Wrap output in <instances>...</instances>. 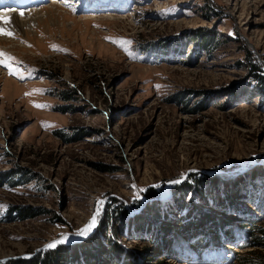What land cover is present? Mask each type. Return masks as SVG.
I'll list each match as a JSON object with an SVG mask.
<instances>
[{
	"label": "rangeland",
	"instance_id": "374dc122",
	"mask_svg": "<svg viewBox=\"0 0 264 264\" xmlns=\"http://www.w3.org/2000/svg\"><path fill=\"white\" fill-rule=\"evenodd\" d=\"M4 1L42 20L0 45L23 75L0 66V260L42 256L99 210L103 240L137 264H194L180 242L148 257L154 233L121 227V209L158 208L155 225L239 219L250 233L234 229L212 264L264 262V0ZM240 177L231 205L222 184Z\"/></svg>",
	"mask_w": 264,
	"mask_h": 264
},
{
	"label": "trees",
	"instance_id": "16d2710c",
	"mask_svg": "<svg viewBox=\"0 0 264 264\" xmlns=\"http://www.w3.org/2000/svg\"><path fill=\"white\" fill-rule=\"evenodd\" d=\"M260 78L264 81V75H259ZM264 168H260L259 170H262ZM255 172V170L253 171ZM252 172V173H253ZM203 182L212 183L210 187H215L218 179L213 177H207L202 176ZM242 180V177L236 179L235 181H232V183L229 181L223 182L222 184L223 192L228 195L230 193V187H237V182ZM190 182V180L188 181ZM184 185L183 188L186 190L192 189V183H188ZM215 182V183H214ZM222 183V182H219ZM232 193H230L231 195ZM229 195V197H230ZM149 197H155L156 192L151 191L147 194ZM232 198H230V204H239L236 198V191L232 194ZM222 198V204L225 200ZM173 202V201H172ZM206 200H204V203ZM176 208H180L182 206L181 199H175L174 201ZM207 205V202L205 203ZM120 208V207H119ZM158 208L157 210H154L151 212L153 215L150 216V219L142 218L141 215L136 216H129V213L125 209H121V215H120V221H121V227L125 226L127 227V232L130 233L133 232V230H138L140 232H145L150 230V232L153 234V240L147 239L150 241L151 244H154L152 250H146L145 254L148 255V257H156L161 248L166 244L168 246V253L167 254H174L172 251H169V248L172 247L171 245H174L175 242H180L182 245H185L184 249H182L181 245L178 244V251L179 254L183 259L187 260L191 263H213V260L218 258L219 256H223L224 253H221V247L223 241L230 242L232 246L237 248V245L235 244V238L233 239V235H230L231 232L235 229H238L239 231L241 229L246 231V234H249L250 232L247 231L245 228L246 225L240 221L239 219H236L234 217H225L216 219L209 217L207 215H203L202 217L198 218L197 220H190L188 223H182L180 220L175 221L167 217V215L164 216V218L167 220L166 223H161L159 225H155L153 222L160 221V215L158 214ZM106 215V214H105ZM106 216L99 221V224L97 226V229L95 232L85 240H83L80 243L71 244V245H59L55 249L47 251L42 256L39 254L36 255L33 258L29 259H18L16 260H10L9 262H4L2 264H137V261H140V258L138 255H133L131 252H128L126 249H121L117 245H114L113 243H109L104 241V237L102 236L106 228H107V220H105ZM160 219V220H159ZM107 223V224H106ZM106 225V226H105ZM235 225V226H234ZM233 226V227H232ZM235 227V228H234ZM222 229H226L225 235H221ZM207 231H211L212 233H208ZM207 233L206 241H201L202 238L199 239L195 238L194 236L197 234H203ZM168 235H173L178 240H174L173 243H169V241L164 240V237ZM209 235V236H208ZM253 235V234H252ZM152 236V235H151ZM224 238H222V237ZM254 236V235H253ZM212 237V238H210ZM197 239V240H195ZM257 237H254V240H256ZM195 240V241H194ZM175 246V245H174ZM157 247H159L157 249ZM187 247V249H186ZM162 252V251H161ZM157 254V255H156ZM233 255V254H232ZM233 257V256H232ZM139 258V260H138ZM247 264H264V262L258 263V261H252L250 259L247 260Z\"/></svg>",
	"mask_w": 264,
	"mask_h": 264
},
{
	"label": "snow or ice",
	"instance_id": "6c2138e0",
	"mask_svg": "<svg viewBox=\"0 0 264 264\" xmlns=\"http://www.w3.org/2000/svg\"><path fill=\"white\" fill-rule=\"evenodd\" d=\"M66 6L68 5V0H65ZM21 16L24 15V13H20ZM0 22L3 24H7L8 21L3 19V15L0 14ZM0 35L6 36L8 38H15V35L12 31L8 30L6 27H0ZM113 43H117L116 41H112ZM118 45L125 50L126 52L129 50L128 45H130L129 41L126 40H121L118 42ZM53 50L54 51H60L58 46L53 45ZM12 60H14L13 57H10L8 54L4 53L2 50H0V66L5 67L9 70L10 75H19V78H23V75L18 72V70H14L12 68V64L10 63ZM159 88V86H157ZM43 92L42 90H33L31 92L25 93L26 96H35V95H42ZM33 106L39 109H45L48 106L47 105H42L39 103H33ZM46 127H54L52 125H47ZM171 183H181V181L175 180L172 181ZM141 191H144L143 189ZM139 198V197H137ZM3 205H0V209H3ZM100 215V211L97 210L96 213L92 216L91 220L85 225L84 228L80 229L78 232L75 233L76 236H87L98 224V217ZM68 236L62 235L59 240H55L47 245V248L49 249H54L60 244H64L68 242Z\"/></svg>",
	"mask_w": 264,
	"mask_h": 264
},
{
	"label": "bare ground",
	"instance_id": "6f19581e",
	"mask_svg": "<svg viewBox=\"0 0 264 264\" xmlns=\"http://www.w3.org/2000/svg\"><path fill=\"white\" fill-rule=\"evenodd\" d=\"M5 4H8V2H6L4 0H1L0 1V8H2L3 6L5 8L6 7H9L8 5H5ZM21 7H24V5L21 6ZM34 11L39 12L37 9L34 10ZM34 11H31V12H28V13L21 12V13H24L23 16H21L20 13H17V12H11L10 13L8 11V13H4V12L3 13H0V14L3 15V19H5V20L8 21V23L6 25L3 24L2 22H0V27H6L8 30L12 31L14 33V35H16L19 32H23V34H24V33H27L29 31V33H30V31L33 30V25H35L37 23V21L39 23L42 20V15H41L42 14L41 13L42 11L39 12V13H36L35 15H34ZM6 39H8V37L0 35V45H4V43L6 42ZM1 78H2V76L0 77V79ZM4 82H5V84L3 86L5 87V89L7 88L6 87L7 85H13V83L10 82V80H8V79L5 80ZM170 187H172V185H170ZM95 228L97 229V227H95ZM94 229H93V231H94ZM60 245H65V244H60Z\"/></svg>",
	"mask_w": 264,
	"mask_h": 264
},
{
	"label": "water",
	"instance_id": "95a60500",
	"mask_svg": "<svg viewBox=\"0 0 264 264\" xmlns=\"http://www.w3.org/2000/svg\"><path fill=\"white\" fill-rule=\"evenodd\" d=\"M171 184H172V183H171ZM92 232H94V231L92 230L87 236H76L75 234H64L65 236H68V237H69L68 242H67V243H64V244H65V245H70V244L79 243V242L85 240L87 237H89V236L91 235ZM60 238H61V237H59L58 239H55V240H59ZM55 240H53V241H55ZM48 244H49V243H48ZM48 244H47V245H48ZM47 245H45V246L43 247V250H44V251H46V250H51V249L47 248ZM41 249H42V248H41ZM38 250H40V249H38ZM33 256H34V254H33V255H28V256L10 257V258L1 259L0 262H1V261H7V260H9V259H22V258H24V257H33Z\"/></svg>",
	"mask_w": 264,
	"mask_h": 264
}]
</instances>
